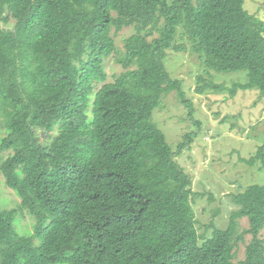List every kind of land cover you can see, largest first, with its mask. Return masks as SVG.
Here are the masks:
<instances>
[{"label": "trees", "instance_id": "16d2710c", "mask_svg": "<svg viewBox=\"0 0 264 264\" xmlns=\"http://www.w3.org/2000/svg\"><path fill=\"white\" fill-rule=\"evenodd\" d=\"M178 39L209 70L248 72L232 96H264V20L245 0H0V187L18 199L0 202V264H264V185L200 233L178 161L198 133L175 150L155 121L173 92L192 116L166 63ZM249 162L264 170V141Z\"/></svg>", "mask_w": 264, "mask_h": 264}, {"label": "rangeland", "instance_id": "374dc122", "mask_svg": "<svg viewBox=\"0 0 264 264\" xmlns=\"http://www.w3.org/2000/svg\"><path fill=\"white\" fill-rule=\"evenodd\" d=\"M245 8L264 20V0H245ZM132 33L131 27L124 29L116 38L117 44L122 47L124 39ZM183 42L187 50H169L166 63L171 75L183 80L185 98L193 108L192 116L189 115L191 109L173 92L164 100V107L155 110L154 118L175 150L186 133H198L193 143L178 156V161L192 176V189L196 193L192 204L199 232L210 235L214 226H228L230 215L236 209L232 194L243 192L255 183L264 185L260 162H249L264 141V96L258 89L240 90L232 96L228 89L235 82L246 83L248 72L209 70L191 43L178 39V43ZM105 66L110 82L115 79L114 74L122 70L113 56L106 60ZM200 75L224 83L227 89L197 93ZM4 201L9 207H14L18 201L5 183L0 187V202ZM241 224L247 227L248 222L243 219ZM250 238L247 236V240ZM244 251L245 243H241V257Z\"/></svg>", "mask_w": 264, "mask_h": 264}]
</instances>
